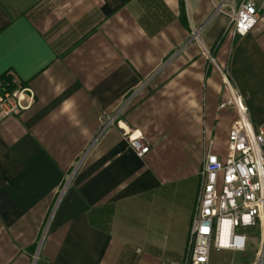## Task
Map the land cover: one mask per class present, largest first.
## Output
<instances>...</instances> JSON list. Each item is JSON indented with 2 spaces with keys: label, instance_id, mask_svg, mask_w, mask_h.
Masks as SVG:
<instances>
[{
  "label": "crops",
  "instance_id": "crops-1",
  "mask_svg": "<svg viewBox=\"0 0 264 264\" xmlns=\"http://www.w3.org/2000/svg\"><path fill=\"white\" fill-rule=\"evenodd\" d=\"M224 1L0 0V78L34 93L0 119V264H182L231 93L264 122V0L244 35Z\"/></svg>",
  "mask_w": 264,
  "mask_h": 264
},
{
  "label": "built area",
  "instance_id": "built-area-1",
  "mask_svg": "<svg viewBox=\"0 0 264 264\" xmlns=\"http://www.w3.org/2000/svg\"><path fill=\"white\" fill-rule=\"evenodd\" d=\"M219 10L227 15L233 35L246 34L258 21L254 0H239L236 6L235 0H225ZM231 95L227 104L235 106L238 119L222 158L205 150L182 264H210L211 249L244 251L247 237L242 231L247 228L258 234L256 264H264V122L253 124L237 93ZM33 101L32 89L16 76L0 78V119L19 115ZM125 135L138 156L148 152L135 133L125 130Z\"/></svg>",
  "mask_w": 264,
  "mask_h": 264
},
{
  "label": "rangeland",
  "instance_id": "rangeland-1",
  "mask_svg": "<svg viewBox=\"0 0 264 264\" xmlns=\"http://www.w3.org/2000/svg\"><path fill=\"white\" fill-rule=\"evenodd\" d=\"M247 237L245 250L235 252L229 250L210 251L211 264H256L258 251V234L255 229L247 228L242 231Z\"/></svg>",
  "mask_w": 264,
  "mask_h": 264
},
{
  "label": "trees",
  "instance_id": "trees-1",
  "mask_svg": "<svg viewBox=\"0 0 264 264\" xmlns=\"http://www.w3.org/2000/svg\"><path fill=\"white\" fill-rule=\"evenodd\" d=\"M104 216L106 217V219H109L111 216V209H106L104 210Z\"/></svg>",
  "mask_w": 264,
  "mask_h": 264
}]
</instances>
